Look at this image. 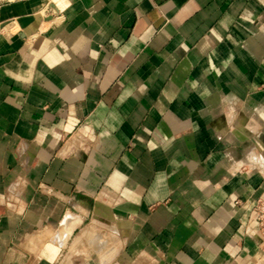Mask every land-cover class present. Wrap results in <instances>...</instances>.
<instances>
[{
  "label": "crops",
  "instance_id": "1",
  "mask_svg": "<svg viewBox=\"0 0 264 264\" xmlns=\"http://www.w3.org/2000/svg\"><path fill=\"white\" fill-rule=\"evenodd\" d=\"M264 0L0 4V264H264Z\"/></svg>",
  "mask_w": 264,
  "mask_h": 264
},
{
  "label": "built area",
  "instance_id": "2",
  "mask_svg": "<svg viewBox=\"0 0 264 264\" xmlns=\"http://www.w3.org/2000/svg\"><path fill=\"white\" fill-rule=\"evenodd\" d=\"M16 0H0V4L4 2H13ZM251 219L252 222L258 224L259 229L261 230L264 236V199H258L250 206Z\"/></svg>",
  "mask_w": 264,
  "mask_h": 264
},
{
  "label": "rangeland",
  "instance_id": "3",
  "mask_svg": "<svg viewBox=\"0 0 264 264\" xmlns=\"http://www.w3.org/2000/svg\"><path fill=\"white\" fill-rule=\"evenodd\" d=\"M262 249H263V251H264V238H263V240H262Z\"/></svg>",
  "mask_w": 264,
  "mask_h": 264
}]
</instances>
